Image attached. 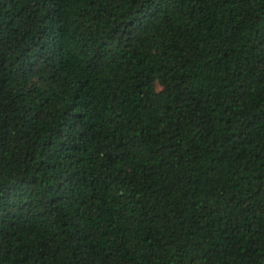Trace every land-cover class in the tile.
<instances>
[{
	"label": "trees",
	"instance_id": "obj_1",
	"mask_svg": "<svg viewBox=\"0 0 264 264\" xmlns=\"http://www.w3.org/2000/svg\"><path fill=\"white\" fill-rule=\"evenodd\" d=\"M0 264H264V0H0Z\"/></svg>",
	"mask_w": 264,
	"mask_h": 264
}]
</instances>
